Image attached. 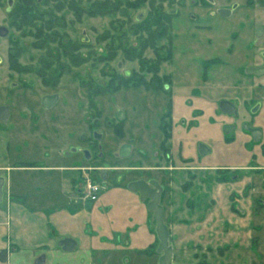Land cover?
<instances>
[{
    "label": "rangeland",
    "instance_id": "obj_1",
    "mask_svg": "<svg viewBox=\"0 0 264 264\" xmlns=\"http://www.w3.org/2000/svg\"><path fill=\"white\" fill-rule=\"evenodd\" d=\"M105 4L104 13L93 11V5ZM21 7L29 9L26 16L19 14ZM217 8L231 11L222 16ZM157 15L167 31L164 38L155 35L158 38L152 41L142 21ZM0 27L5 30L0 34V105L9 109L7 121L0 122V136L16 149L18 160L40 163L45 143L51 145L53 156L61 148L70 171L65 177L54 171L21 172L25 185L20 193H25L26 201L36 197L38 207H55L65 205L67 196L76 191L75 180L79 179L81 190L86 178L97 185L95 199H83L81 208H53V212L3 208L6 217L0 221L12 233L16 227L25 232L38 224V230L42 227L47 234L42 243L55 246L49 226L55 224L62 234L64 230L56 224L61 221L73 228L71 233L81 244H91L79 254V250L64 252L56 247L46 264H107L92 255L97 248L99 253H113L117 248L123 263L129 248L123 240L114 244L118 240L112 231L124 220H134L127 183L137 178L162 185L159 202L171 234L177 214L207 208L212 189L217 204L213 207L230 208L232 215L227 217L237 218L239 228L247 229L250 213L264 216L260 204L264 199V121L258 123L263 129L258 142L251 141L239 126L240 120L264 118V74L247 71L264 66V0H11V4L0 0ZM167 51L170 57L160 59L167 57ZM156 66L159 81L154 89L149 68ZM52 94L57 95L55 103L49 109L42 107L41 98ZM223 99L233 103L243 116L240 120L219 109ZM256 103L261 107L253 114ZM227 124L234 126L226 131ZM125 143L130 151L121 156L119 148ZM200 143L207 151H198ZM85 150L88 157L83 155ZM210 165L221 169H210ZM233 208L247 211L240 215ZM256 208L259 213H254ZM135 223L143 231L147 250L150 237L144 235L145 222ZM148 223L154 229L151 214ZM86 224L91 228L90 240L83 237ZM180 225L186 231L180 239L189 245H204L220 234L209 231L200 219ZM3 237L0 248H8L9 241L15 245L9 233ZM28 244L31 241L25 239L20 247L25 250ZM43 245L35 251L44 249ZM239 248L248 250L247 245ZM155 249L154 242L149 252ZM176 249L175 262L189 264L185 258L193 251L187 246ZM210 254L209 259L214 258L210 264L223 262ZM2 257L0 252V261ZM7 264L36 263L25 250L10 255Z\"/></svg>",
    "mask_w": 264,
    "mask_h": 264
},
{
    "label": "crops",
    "instance_id": "obj_2",
    "mask_svg": "<svg viewBox=\"0 0 264 264\" xmlns=\"http://www.w3.org/2000/svg\"><path fill=\"white\" fill-rule=\"evenodd\" d=\"M8 116H9V110H8ZM8 119V117H7ZM6 119V121H7ZM5 121V122H6ZM3 122V123H5ZM11 143L7 142L4 137L0 136V179H1V187H0V217L4 218L6 217V211H3V208H49V212H53V208H81L84 202L83 199V189L81 190L80 186L78 187L79 179L75 182L77 185L76 191L72 190V194L68 195V201L65 205H56L54 206H45V207H38L36 206L35 202L37 201L36 197L29 199L26 201V195L25 193H20L22 191L23 184L25 185V179L21 180L19 178V174L24 171H34V170H45V171H54L58 172L60 175H65V172L70 174L69 171V165L67 155L61 151V148L59 152H55V156L52 155V147L49 144H46V148L43 149V152H39V157H41L40 163H35L34 160L30 161H24V160H18V152L16 149L10 147ZM35 150V149H34ZM62 155L65 156V160L62 159ZM212 167V168H210ZM72 168V167H71ZM208 168L210 169H221L218 166L214 167L210 165ZM264 170V168H263ZM12 173L16 175L15 178L12 179ZM63 177V178H64ZM62 178V177H61ZM102 181H107V176L102 175ZM118 183H121L120 179H116ZM92 181V180H91ZM93 182V181H92ZM129 182V181H128ZM102 183V182H101ZM263 183H264V175H263ZM128 189V188H127ZM132 196L135 198H132V196L129 199V203L131 204V208H133V216L134 220L131 217L130 222L127 220H124V224L120 225L117 228L116 231H112L114 234V239L116 238L118 241L114 244H118L119 240L120 243L121 240H123L124 244H127V247L129 248L127 255L124 257V262L121 263L122 254L118 251L117 248H114V252L110 253V251H104L102 253H99L98 248L91 251L92 255L96 257V260L104 259L106 260L107 264H157L159 254L156 252V249L154 252H149V250H152V244L155 242L156 247L158 245V239L155 234V227L154 229L151 227V225L148 223L149 215L153 214L146 209V203L139 200V193L133 192L128 190ZM75 192V194H74ZM24 194V195H23ZM61 194V191H60ZM214 190L212 189L209 193V205H207V208H204L203 212L196 211L197 208L193 212H184L182 211L181 214H186V216H182L180 214H177L178 218L175 219L174 226L172 224V230L173 233H170V227L168 228L169 233V241L170 245L173 247L175 244L177 246H180V248L176 250H182L185 248V246L188 247V250H192L193 253H187L185 259H187V262L189 264H197L199 261H202V264H210L209 255L210 253H215L219 259H223V262L220 264H264V216L260 217L258 214H252L250 213L248 216V224L247 229L244 230V227L239 228L237 226V218L233 217H227V214L232 215L230 211V208H214L213 206L217 205L215 203V196ZM53 198V197H52ZM52 200V199H51ZM51 200L49 201V204L51 203ZM131 201V202H130ZM30 202V205L28 204ZM129 204V205H130ZM260 204L264 205V199L260 201ZM52 208V209H50ZM128 208V207H127ZM224 209V210H223ZM47 210V209H46ZM58 210V209H57ZM232 210H235L240 215L246 214L247 208H233ZM259 213V208H256ZM174 211V210H173ZM251 211V210H249ZM230 212V213H228ZM226 214V215H225ZM236 216V214H234ZM154 217V216H153ZM238 217V216H237ZM185 218L184 221H182ZM201 220L204 223V226L207 227L209 231H219L220 234L218 237H216V240H209L204 245H200L199 242L191 243L189 245V241H183L180 239V234L184 233L183 225H180L182 222H189L190 220ZM243 219V218H242ZM155 220V219H154ZM230 220V221H228ZM145 222L144 226L147 228V230L144 231L145 236H149L150 240H148L149 248L147 250L144 249L143 246L147 245V241H145V238L143 236V231L139 230L138 224L135 222ZM61 221L57 222L56 224L60 226V230H64L62 234H58V230L55 228V224H51L49 226V233L48 235L54 236L56 240V245L50 243H42L44 241V237H46L44 230L41 227V231L38 230V224L32 225L26 228V231L23 232V230H19L20 228L16 227V231L14 233L11 232V229L8 228V226L5 224V221H0V227H2V230L0 232V237L3 239L4 234L9 233V238H13V242L11 243L9 241V251H7L8 248L2 249L0 248V252H2L3 257L2 261H0L1 264H7L8 260L10 259V255L18 254V252L27 251V257L28 259L34 258L36 264H46L47 262V255L53 251L54 248H59L60 250L64 252H70L79 250L80 251H88L91 244H81V241L78 239L77 235H73L71 233L72 227H68L67 225H62L60 223ZM167 225V224H166ZM176 227V230L174 227ZM249 226V228H248ZM5 227V228H4ZM82 231L83 234L85 233L86 236L85 239L90 240V231L91 228L86 224ZM110 229V228H109ZM149 233V234H148ZM188 233V230H187ZM30 240L31 245L28 244V247H25L26 249L23 250L22 247H20L21 242L23 240ZM174 239L176 243L174 244ZM64 240H69L72 242L73 245H71V249L64 248ZM19 244V245H16ZM44 244V245H43ZM97 244V242H95ZM93 243V245H95ZM210 244V245H208ZM43 245L44 249L35 251L36 246ZM248 246V250L244 251V249H240V246ZM13 249H11V247ZM33 246V247H32ZM207 246H213L208 248ZM199 249V251L196 249ZM95 249V248H93ZM175 249L173 248V256H172V263L173 264H179V262H175V255L177 252H175ZM13 250V251H12ZM49 251V252H48ZM209 251H213L210 252ZM40 253V254H39ZM47 253V254H46ZM98 253V256L96 255ZM39 254V255H38ZM209 254V255H208ZM185 255L182 254L181 261ZM89 259H93L92 256H88ZM217 261V258H215ZM95 260V261H96ZM98 264V261L96 262ZM199 264V263H198Z\"/></svg>",
    "mask_w": 264,
    "mask_h": 264
},
{
    "label": "water",
    "instance_id": "obj_3",
    "mask_svg": "<svg viewBox=\"0 0 264 264\" xmlns=\"http://www.w3.org/2000/svg\"><path fill=\"white\" fill-rule=\"evenodd\" d=\"M9 4H11V0H9ZM235 7V4L231 9ZM229 8H217L216 12L219 15H228L231 11ZM0 34L4 35L5 30L3 27H0ZM260 70H263V67H251L248 68L247 71L250 73H259ZM57 95H45L43 97V105L45 107L50 106V104L55 102ZM219 109L224 113H234L235 106L229 100L223 99L219 102ZM257 107H254L252 111H255ZM8 107L5 105H0V121H6L8 117ZM118 116L121 117V112H118ZM243 128L247 129L253 140H257L260 135V129L257 127H250L247 124H243ZM227 131L228 128H225ZM95 137H99V134L95 133ZM198 149L200 153L207 151V147L200 143L198 145ZM130 151V144L125 143L122 144L119 148V155L127 156ZM85 155L87 156V151L85 150ZM0 187H1V179H0ZM127 188L130 191L139 193V200L145 202L146 201V209L151 212L155 219V234L158 239V245L156 247V252L159 254L157 264H173L171 259L173 256V247L169 243V233L166 224L164 223V210L162 205L159 202V190L160 186L158 182L154 179H150L148 181L144 179H136L129 181L127 183ZM64 248L71 249L72 242L69 240H64Z\"/></svg>",
    "mask_w": 264,
    "mask_h": 264
},
{
    "label": "trees",
    "instance_id": "obj_4",
    "mask_svg": "<svg viewBox=\"0 0 264 264\" xmlns=\"http://www.w3.org/2000/svg\"><path fill=\"white\" fill-rule=\"evenodd\" d=\"M93 11H95V13H104L105 11H107V4H105V7H101V5H93ZM29 12V9H26L24 7L19 8V14L26 16ZM170 15V14H169ZM161 18L159 17V15H157L156 17L154 16L153 18H147L144 22L142 21L143 24L146 25V29L149 35V38H151L152 41H154L156 38H158V36L155 37V35H160V37H165L166 31H167V27L166 25H163V23L161 22ZM153 27V28H152ZM148 44H150V41H148ZM168 56L170 57V51H167V57L163 56L160 59H167ZM152 74L151 77V84L152 87L156 89L157 87L155 86V84H158L159 81V77L156 76L158 75L156 73L157 71V66L154 68V70H151V68H149ZM125 79V78H124ZM143 81V80H142ZM154 83V84H153Z\"/></svg>",
    "mask_w": 264,
    "mask_h": 264
},
{
    "label": "flooded vegetation",
    "instance_id": "obj_5",
    "mask_svg": "<svg viewBox=\"0 0 264 264\" xmlns=\"http://www.w3.org/2000/svg\"><path fill=\"white\" fill-rule=\"evenodd\" d=\"M236 5V4H235ZM255 32H256V34H259L260 33V31H259V28H257L256 30H255ZM261 67H263V70H260V72L259 73H256L258 76H260V75H262V74H264V66H261ZM157 74H158V69H157ZM159 77V76H158ZM138 80H140V83H141V81H142V78H138ZM149 81H151V78H150V80ZM136 82V81H135ZM147 82V81H146ZM44 97V96H43ZM43 97L41 98V105H42V107H44V108H46V109H49L54 103L52 102L51 104H50V106H47V107H45L44 105H43ZM254 107H257V109L255 110V111H251L253 114H256L259 110V108L261 107V104L260 103H256V105L254 106ZM227 115H229L230 117H232L233 119H235V120H240V118L241 117H243L242 115H241V113L240 112H234V113H231V114H229V113H226ZM118 115V114H117ZM257 116V115H256ZM252 121V120H251ZM251 121H247V120H240L239 121V126H240V128H242L243 127V124H247L248 126H250V127H257V128H259L260 129V135H259V137H258V139L257 140H253V137H252V135H251V133L247 130V129H245V128H242V129H244L245 130V132H247V134L249 135V137H250V140L251 141H253V142H258L259 140H260V138H261V136L263 135V129H262V126L261 125H259L258 123H259V121L261 122V121H264V118H258V117H256V119L254 120L257 124H250L251 123ZM254 121H252V122H254ZM0 122H2V121H0ZM5 122V121H4ZM233 126H234V124H227V125H225L224 127H226V128H228V129H231V128H233ZM94 134H95V132L92 134L93 136H94ZM199 145V144H198ZM197 148H198V146H197ZM198 151H199V149H198ZM87 154H88V152H87ZM83 155L85 156V157H88L89 156V154L86 156L85 155V152L83 153ZM100 157H101V153L100 152H98L97 153V156H96V158L97 159H100ZM105 166V165H104ZM110 165H108V167H109ZM110 168V167H109ZM109 168H107L108 170H109ZM91 170H93V171H95V169H97V167H91L90 168ZM106 176H107V174H106ZM118 179H120L119 177H118ZM137 179H144V178H137ZM136 180V179H135ZM144 180H146V179H144ZM148 180H150V179H148ZM148 180H146V181H148ZM159 184V186L161 185L160 183H158ZM162 186V185H161Z\"/></svg>",
    "mask_w": 264,
    "mask_h": 264
},
{
    "label": "built area",
    "instance_id": "obj_6",
    "mask_svg": "<svg viewBox=\"0 0 264 264\" xmlns=\"http://www.w3.org/2000/svg\"><path fill=\"white\" fill-rule=\"evenodd\" d=\"M96 191H97V185L94 182H92L90 179L86 178L83 187L84 198L95 199Z\"/></svg>",
    "mask_w": 264,
    "mask_h": 264
}]
</instances>
